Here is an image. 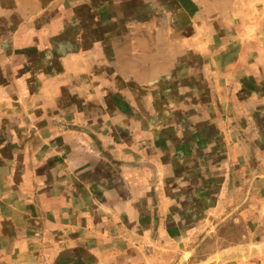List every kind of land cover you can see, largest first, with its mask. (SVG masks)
I'll return each instance as SVG.
<instances>
[{
  "label": "crops",
  "instance_id": "crops-1",
  "mask_svg": "<svg viewBox=\"0 0 264 264\" xmlns=\"http://www.w3.org/2000/svg\"><path fill=\"white\" fill-rule=\"evenodd\" d=\"M231 194L217 226L264 225V0H0V264H102Z\"/></svg>",
  "mask_w": 264,
  "mask_h": 264
},
{
  "label": "rangeland",
  "instance_id": "rangeland-1",
  "mask_svg": "<svg viewBox=\"0 0 264 264\" xmlns=\"http://www.w3.org/2000/svg\"><path fill=\"white\" fill-rule=\"evenodd\" d=\"M225 199L221 208L194 229H181L172 234L168 227H164L163 231L153 234L154 229L150 228L148 236L142 242L113 236V240H108L106 244V257L102 264H201L222 253L232 255L237 250L245 249L247 252L243 255H236L218 264H264V247L259 249L253 245L258 239L264 240V225L258 226L255 231L245 226L238 231L233 230L229 224V227L216 225L231 212L238 198L231 194ZM251 214L252 211L248 215ZM242 232H245L246 237L239 242ZM45 261V264H53L50 257L45 258Z\"/></svg>",
  "mask_w": 264,
  "mask_h": 264
},
{
  "label": "water",
  "instance_id": "water-1",
  "mask_svg": "<svg viewBox=\"0 0 264 264\" xmlns=\"http://www.w3.org/2000/svg\"><path fill=\"white\" fill-rule=\"evenodd\" d=\"M247 250H237V253L230 255V256H225L224 253H222L219 257L217 258H210L208 261L201 263V264H218V263H222L224 261H226L227 259H231L234 258L236 255H243L244 253H246ZM228 253V252H225Z\"/></svg>",
  "mask_w": 264,
  "mask_h": 264
},
{
  "label": "trees",
  "instance_id": "trees-1",
  "mask_svg": "<svg viewBox=\"0 0 264 264\" xmlns=\"http://www.w3.org/2000/svg\"><path fill=\"white\" fill-rule=\"evenodd\" d=\"M230 227H232L233 230H238V231L242 229V226H237V225H233V224H231Z\"/></svg>",
  "mask_w": 264,
  "mask_h": 264
},
{
  "label": "bare ground",
  "instance_id": "bare-ground-1",
  "mask_svg": "<svg viewBox=\"0 0 264 264\" xmlns=\"http://www.w3.org/2000/svg\"><path fill=\"white\" fill-rule=\"evenodd\" d=\"M235 251V250H234ZM237 253V252H236ZM231 253H224L225 256H230ZM233 255V254H232Z\"/></svg>",
  "mask_w": 264,
  "mask_h": 264
}]
</instances>
